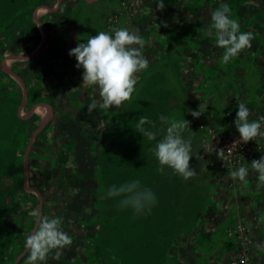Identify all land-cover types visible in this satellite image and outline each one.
I'll return each mask as SVG.
<instances>
[{
    "label": "rangeland",
    "instance_id": "1",
    "mask_svg": "<svg viewBox=\"0 0 264 264\" xmlns=\"http://www.w3.org/2000/svg\"><path fill=\"white\" fill-rule=\"evenodd\" d=\"M211 1L214 6L228 1L230 7L241 3L238 10L231 11V18L242 21L241 31L253 33L250 49L224 64V50L216 46V37L202 39L198 34L193 53L206 61L197 60L196 69L138 74L132 101L118 109L97 107L88 113L87 106L73 107L60 100L63 103L49 107L50 117L45 120L43 103L31 99L39 93L28 91L34 81L42 79L38 75L40 65L14 61L16 54L12 52L25 50L35 41L42 11L38 12V7L46 0H0V264H26L24 243L36 228L30 214L35 209L42 215L62 217L61 227L73 241L59 257L53 251L41 264H179L181 257L192 262L189 241L197 228H202L203 213L233 206L226 202L228 190L215 188L218 197L211 201L206 184L197 183L205 182L202 177L211 174L219 185L227 188L229 184L225 175L230 172L209 168L213 154L203 147L210 145L213 130L235 127L238 102L249 108V118L264 117V0ZM127 2L132 4V19L142 11V0ZM198 2L205 4L206 0ZM202 13L200 19L211 24L212 12ZM154 30L165 34L169 49L188 28L182 26L178 31L172 23ZM207 60L212 67L209 70L205 67ZM167 61L169 67L176 62L173 58ZM91 90L90 103L93 99L102 102L98 89ZM190 110L201 111V115L194 118ZM160 115L187 119L195 132L192 144L200 156L199 166L193 155L190 167L202 175L189 186V180L173 175L170 168L166 167L163 174L157 171L158 161L151 151L156 142L135 130L141 116L159 127ZM70 117L77 122L68 123ZM196 140L200 149L195 147ZM260 143L264 148V140ZM260 157L258 153L254 159ZM246 167V181L253 180L255 185L247 188L248 197L242 195L246 202L238 210L244 216L225 224L234 245L227 256L221 253L223 262L217 264H232L240 254L241 242L247 248L243 255L246 264L253 258H264V252L256 250L264 245L259 236L262 221L258 208L260 202L264 203V188L257 187L258 176L251 164ZM137 179L156 195L157 203L150 212L136 215L130 207H119L122 197L105 199L110 186ZM208 191L212 197V190ZM238 224L247 228L244 241L233 234Z\"/></svg>",
    "mask_w": 264,
    "mask_h": 264
},
{
    "label": "crops",
    "instance_id": "2",
    "mask_svg": "<svg viewBox=\"0 0 264 264\" xmlns=\"http://www.w3.org/2000/svg\"><path fill=\"white\" fill-rule=\"evenodd\" d=\"M127 1L131 0H46V3H42L38 7V12L42 11L39 13L41 21L40 25L38 24L40 27L37 25L35 41L31 42L30 47L26 46L25 50L21 49L16 53L12 52V54H16L14 61H22V63L31 61L30 63L33 65H40L38 75L42 79L38 82L34 81L35 83L28 87V91L39 93L38 96H32L31 99L43 103L46 114L45 120L50 117L49 107H54L57 103H63L59 102L60 100L65 99L73 107L83 108L90 104V97L93 96L92 87L82 83L83 69L75 66L77 61L74 56L69 55V51L76 47L78 43H86L91 35H95L99 31L111 32L113 28L139 31L146 42L142 51L149 60L148 69L139 74L149 75L151 71L154 73V71L162 70H194L197 67V60L206 61L204 56L197 57L193 53L195 50L194 45L198 44V34L203 36L202 39L210 37L208 28L211 24L202 21L200 17L203 14L202 12H213V7L219 8L222 5L214 6L211 0H206L205 4L198 2V0L196 3L195 0H183L181 3L179 0V2L164 0L165 8L161 11L157 10L156 7L158 0H142V11L131 19L130 8L132 4ZM240 5L241 3H237L230 7V1H228V6L232 12L238 10ZM172 23L178 31H181L182 26H187L188 30L184 32V35L179 34L180 40L178 38L174 40L176 46L174 45L168 49L165 45V34L156 32L154 27L166 28ZM239 23L242 24V21ZM188 33L190 36L187 35ZM112 34L114 35V33ZM212 36L215 38L214 31ZM16 56H20V60ZM171 58L176 60L173 67L168 66L167 60ZM205 67L208 70L212 68L208 60ZM53 83H56V85ZM88 90L91 91L90 94ZM64 95L67 97L64 98ZM62 96L63 98H61ZM62 119H65V116H62ZM67 121L73 123L77 122V119L70 117ZM41 123L43 122L41 121ZM195 147L200 149L198 140H196ZM196 160V166L198 167V159ZM202 166L201 162V170L204 173ZM197 173L198 175L195 178L189 179L186 186L201 178L202 174L198 172V169ZM225 177L229 179L227 188L225 184L219 185L221 184L220 181L215 182L216 180L211 174L206 175L205 179L202 177L205 182H197L201 185L206 184L207 197L209 196L208 199L211 201H215L214 199L218 197L215 188H221L223 191L228 190L229 196H224L226 202L233 204V206H228L229 210H211L206 214L203 213V218H201L202 216L199 217V219L204 220L202 228H197L195 236L189 241L188 246L193 253L192 262L189 263V260L185 261L184 257H181L178 260L179 264H217V262L223 260L221 253L227 256L232 251L234 242L231 239L232 237L228 236L230 232L226 229L228 225L225 226V224L226 222L231 223L234 218H238L243 214H239L240 211L238 210L246 202L243 196L248 197L246 196L248 194L247 188H251V185L253 186L255 183L253 180L241 182L238 178L233 179L230 174L225 175ZM208 189L212 190V197ZM259 198L262 199L258 196ZM259 205V216H261V214H264V203L260 202ZM159 214L160 219L162 214L161 212ZM155 215V213H151L150 216L155 218ZM259 236L260 241L264 244V221H262ZM256 250L264 252V245L259 246V249L256 248ZM253 251L255 252V248ZM250 264H264V258H253Z\"/></svg>",
    "mask_w": 264,
    "mask_h": 264
},
{
    "label": "clouds",
    "instance_id": "3",
    "mask_svg": "<svg viewBox=\"0 0 264 264\" xmlns=\"http://www.w3.org/2000/svg\"><path fill=\"white\" fill-rule=\"evenodd\" d=\"M157 10L165 8L164 0H158ZM215 32L216 46L222 48V63H229L232 58L241 54L245 49L252 47L254 35L250 31H241L238 20L231 18V9L228 4L214 10L211 14V25L208 34ZM114 33V35L112 34ZM145 40L138 30L130 31L127 28H113L111 32L99 31L91 35L86 43L78 45L69 51L74 56L77 68H82V83L88 87L98 89L100 101L93 99L87 106L88 113L97 107L110 109L121 108L125 102H131L136 85L140 79L138 75L149 67V60L145 57L143 49ZM238 111L234 121L239 132V140L248 143L255 141L261 148L260 142L264 140V117L259 120H250L251 112L243 102L237 103ZM191 111V110H190ZM194 118H199L201 111H191ZM160 126L141 116L135 125V130L148 141H155L151 149L158 161L157 171L161 174L165 168H170L173 175L182 177L185 181L195 178L198 173L190 167L193 155L199 159V154L193 149L195 132L190 128L187 119L177 120L175 117L159 116ZM150 125V127H145ZM187 133V135H185ZM203 149L212 153L214 147L207 145ZM218 157L223 155V149L216 152ZM251 169L258 174V188H264V155L251 161ZM233 179L247 182L248 167H239L231 171ZM122 197L119 207L132 208L136 215L150 212L157 203L155 193L141 185L140 180L126 182L119 187H109L105 199ZM36 222V228L26 237L24 249L27 253L26 264H41L46 262L49 255L55 251L59 257L62 250L72 245V238L63 230L62 217L50 218L42 215L39 209L30 213ZM260 220L264 221V214ZM259 247V246H258ZM115 258V257H113Z\"/></svg>",
    "mask_w": 264,
    "mask_h": 264
},
{
    "label": "built area",
    "instance_id": "4",
    "mask_svg": "<svg viewBox=\"0 0 264 264\" xmlns=\"http://www.w3.org/2000/svg\"><path fill=\"white\" fill-rule=\"evenodd\" d=\"M133 1V0H131ZM136 1V0H135ZM136 3V2H134ZM250 120H259L256 118H249ZM222 130L215 131L211 133L213 139L209 143L214 147L212 152L213 158L209 162V168H219L223 172H231L237 170L239 167H246L251 164V161L254 160L255 154L264 155V150H258L259 145L255 141H250L244 143L239 140V132L235 127H226L221 128ZM221 132L220 136H217V133ZM261 146V143H260ZM262 148V146H261ZM223 149V155L218 157L216 154L217 151ZM214 160V161H213ZM247 228L244 225L238 224L233 231V234L238 236V239L244 241L247 237ZM247 251L245 244L241 242L239 248V256L236 260H233L232 264H246L247 257L243 256Z\"/></svg>",
    "mask_w": 264,
    "mask_h": 264
},
{
    "label": "water",
    "instance_id": "5",
    "mask_svg": "<svg viewBox=\"0 0 264 264\" xmlns=\"http://www.w3.org/2000/svg\"><path fill=\"white\" fill-rule=\"evenodd\" d=\"M32 137V136H31Z\"/></svg>",
    "mask_w": 264,
    "mask_h": 264
}]
</instances>
